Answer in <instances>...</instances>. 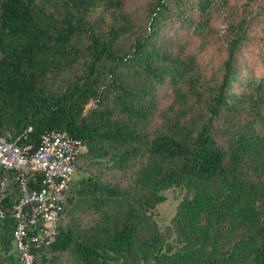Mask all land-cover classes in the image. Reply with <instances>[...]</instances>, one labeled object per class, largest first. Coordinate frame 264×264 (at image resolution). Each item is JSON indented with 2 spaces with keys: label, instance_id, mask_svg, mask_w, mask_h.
Here are the masks:
<instances>
[{
  "label": "trees",
  "instance_id": "obj_1",
  "mask_svg": "<svg viewBox=\"0 0 264 264\" xmlns=\"http://www.w3.org/2000/svg\"><path fill=\"white\" fill-rule=\"evenodd\" d=\"M196 1L202 13L214 3ZM60 2L62 16L48 12ZM254 2L264 10L250 0L236 13L222 78L205 87L191 60L157 44L168 14L189 19L168 0H156L128 49L120 0H0V127L15 137L32 125L35 147L52 129L86 145L37 264H264V78L242 81L240 57ZM98 10L112 12L105 33L91 19ZM166 79L175 97L160 109ZM85 167L98 171L77 177ZM171 187L186 195L162 226L154 211ZM15 227L0 218V264Z\"/></svg>",
  "mask_w": 264,
  "mask_h": 264
},
{
  "label": "rangeland",
  "instance_id": "obj_2",
  "mask_svg": "<svg viewBox=\"0 0 264 264\" xmlns=\"http://www.w3.org/2000/svg\"><path fill=\"white\" fill-rule=\"evenodd\" d=\"M250 0H214L210 9L202 13L197 6L196 0H168L173 7V12L184 9V13L188 18H177V16L168 14L164 19V27L157 36V44L163 45L169 52L179 55L185 61H192L191 73L197 81V84L214 86L217 79L222 78V64L228 57V46L230 42V34L232 30V21L236 13L245 7L252 8ZM156 0H120L119 9L121 15L129 16L130 31L125 36L119 39L120 48H130L133 44V36L136 31H144L147 27L149 13L154 7ZM109 1H103L100 8L109 7ZM247 4V5H246ZM252 4V3H251ZM255 14L250 17V24L247 28V38L242 45L240 57L243 60L244 66L241 68L243 80H249L252 77L257 79L264 78V62L262 54L264 53V10L260 7L261 2H254ZM244 7V8H243ZM264 8V7H263ZM48 12H53L57 16H62L65 9L62 7V2L52 3L47 7ZM112 12L108 11L102 15L100 10L91 18L97 23V28L101 33H105L111 27ZM121 21L117 23L121 25ZM201 25L200 31L198 27ZM138 31V33H140ZM77 38L83 42V35H78ZM241 65V61L239 60ZM194 78V79H195ZM180 85H183L181 83ZM173 83L168 79L161 84L159 96L157 98L158 107L164 109L172 103L175 94ZM92 103H94L92 101ZM195 103V102H193ZM197 107H204L200 103H195ZM94 107V106H92ZM156 123L160 124L163 117L157 114ZM10 131V130H9ZM264 135V129L261 130ZM86 150V149H85ZM84 166V164L82 165ZM97 169L88 168L78 169L77 177L89 174L90 172L97 173ZM186 195V191L181 187H171L166 190V200L160 203L154 211L157 221L166 226L171 223V219L175 215L179 202ZM15 246V241H14ZM5 250L1 253L5 264H20L16 259V249ZM13 256V257H12ZM68 256L64 258L66 259Z\"/></svg>",
  "mask_w": 264,
  "mask_h": 264
},
{
  "label": "built area",
  "instance_id": "obj_3",
  "mask_svg": "<svg viewBox=\"0 0 264 264\" xmlns=\"http://www.w3.org/2000/svg\"><path fill=\"white\" fill-rule=\"evenodd\" d=\"M33 131L29 125L12 137L0 127V218H15L20 264H37L35 248L55 242L77 163L86 149L83 140L66 129L44 132L35 147L30 140Z\"/></svg>",
  "mask_w": 264,
  "mask_h": 264
},
{
  "label": "water",
  "instance_id": "obj_4",
  "mask_svg": "<svg viewBox=\"0 0 264 264\" xmlns=\"http://www.w3.org/2000/svg\"><path fill=\"white\" fill-rule=\"evenodd\" d=\"M92 106H94V103L91 102L90 104H88L87 111H89L92 108Z\"/></svg>",
  "mask_w": 264,
  "mask_h": 264
},
{
  "label": "crops",
  "instance_id": "obj_5",
  "mask_svg": "<svg viewBox=\"0 0 264 264\" xmlns=\"http://www.w3.org/2000/svg\"><path fill=\"white\" fill-rule=\"evenodd\" d=\"M16 258H17V256H16ZM17 261H18V259H17ZM19 262V261H18Z\"/></svg>",
  "mask_w": 264,
  "mask_h": 264
}]
</instances>
